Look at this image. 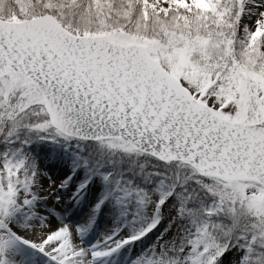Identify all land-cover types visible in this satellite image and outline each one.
<instances>
[{"label":"snow or ice","instance_id":"1","mask_svg":"<svg viewBox=\"0 0 264 264\" xmlns=\"http://www.w3.org/2000/svg\"><path fill=\"white\" fill-rule=\"evenodd\" d=\"M37 141L74 148L47 188ZM109 201L139 227L86 246ZM154 231L131 264H264V0H0V264H110Z\"/></svg>","mask_w":264,"mask_h":264},{"label":"rangeland","instance_id":"2","mask_svg":"<svg viewBox=\"0 0 264 264\" xmlns=\"http://www.w3.org/2000/svg\"><path fill=\"white\" fill-rule=\"evenodd\" d=\"M35 149L48 150L47 154H49V157H54V159H56V160H52L50 158L44 157V159H42L40 163L42 165V167L40 166V169L44 170V173H47V176H45L46 177L45 182L47 184L46 185L47 187H48V177H51L53 180L59 182L66 178L65 177L66 173L69 175L71 174L72 160L74 159V155H73L74 148L72 146L66 145L64 143L57 144V143H50L48 141H37L31 145L28 151L33 152ZM61 156L65 158V161L62 160V158H60ZM84 174L85 173L83 172V170H81L79 176L74 177L73 181L78 183L79 178L84 176ZM72 190H73V184L72 182H70L69 187L67 189H62L58 193V195L67 197L68 195H70ZM105 190H106V186L104 185L102 180L99 177H97L95 183L89 189L88 195L90 197L95 196L101 198L104 195ZM68 204H70L71 206L70 207L66 206V215L64 217L65 222L72 225H78L82 223V220L85 217H88L89 211L79 210L80 213L77 214L75 220L67 221L68 217L71 214L68 209H70L72 206H73L72 210L77 209L75 208L77 205H73L71 203ZM51 220L53 224L58 222L55 217H52ZM125 225H127V227H125ZM117 227H123L125 228L126 231L131 232L136 228H138L139 225L129 224V222L126 219L120 217L118 212L116 213L115 219H112L110 223H108V225L105 223H101V230L105 231L106 234H110ZM156 239H157V232L154 231L152 233H149V235L145 237L142 241H136L133 245L124 248L120 252L116 260H120L119 262L120 264H131V260L134 259L137 255H139L142 251L150 248L152 244L156 241ZM84 244L88 246V243L86 241H84ZM45 259L44 258L42 259L41 264H48V261Z\"/></svg>","mask_w":264,"mask_h":264},{"label":"bare ground","instance_id":"3","mask_svg":"<svg viewBox=\"0 0 264 264\" xmlns=\"http://www.w3.org/2000/svg\"><path fill=\"white\" fill-rule=\"evenodd\" d=\"M47 151L48 150H43V149H35L32 153V155H34V157L36 158V160H38L39 164L41 163V160L44 159V157H47V158H50L52 160H56L54 159V157H49V154H47ZM60 158H62V160L65 161V158H63V156H61ZM40 166L42 167V165L40 164ZM42 172H44V170L41 169ZM45 179L46 177L45 176H42L41 177V183L42 185L44 186V188H47V184L45 182ZM41 194H46V193H41ZM88 195V193H87ZM99 199V197H90L89 195L86 196L84 198V200L77 204V206L75 208L77 209H74L72 210L73 206L68 209L70 211V216L68 217L67 221H73L76 219L77 217V214L80 213L79 210H82V211H89L91 206ZM67 207H70L71 205L70 204H66ZM116 209L113 207L112 203L109 201L106 206H105V209L104 211L100 214V216L98 217L95 225L93 227L90 228V230L87 232V234L84 236V241H86L88 243V246L89 245H95L97 244L99 241L103 240V238L107 235L105 233V231L101 230V223H105L108 225V223H110V221L112 219H115L116 217ZM87 221H88V217H85L83 220H82V223L78 224V225H81V226H86L87 225ZM67 223V222H66ZM86 245V244H85ZM87 246V245H86ZM45 260L48 261V258L47 257H43ZM41 257H37V260H40L42 261ZM116 258H113L111 261H110V264L114 263V264H120V260H116Z\"/></svg>","mask_w":264,"mask_h":264}]
</instances>
